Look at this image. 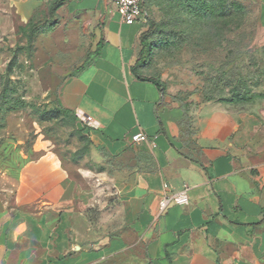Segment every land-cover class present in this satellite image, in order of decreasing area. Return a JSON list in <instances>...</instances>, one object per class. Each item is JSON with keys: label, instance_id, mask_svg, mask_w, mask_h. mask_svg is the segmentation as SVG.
Returning <instances> with one entry per match:
<instances>
[{"label": "crops", "instance_id": "obj_1", "mask_svg": "<svg viewBox=\"0 0 264 264\" xmlns=\"http://www.w3.org/2000/svg\"><path fill=\"white\" fill-rule=\"evenodd\" d=\"M56 1L59 103L96 126L84 161L0 159V264H264V105L192 104L135 68L160 0L133 25L103 0Z\"/></svg>", "mask_w": 264, "mask_h": 264}, {"label": "rangeland", "instance_id": "obj_2", "mask_svg": "<svg viewBox=\"0 0 264 264\" xmlns=\"http://www.w3.org/2000/svg\"><path fill=\"white\" fill-rule=\"evenodd\" d=\"M206 1L207 15L197 17L178 0H160L147 16L148 27L153 21L156 28L148 37L144 74L192 104L251 96L264 105V23L258 6L253 0ZM60 4L0 0V93L9 78L8 94L0 97V159L11 161L13 171L45 153L63 161L89 157L86 127L59 103L53 67L64 54L47 40L57 25L50 8ZM15 52L17 64L8 73ZM80 62L78 56L73 67Z\"/></svg>", "mask_w": 264, "mask_h": 264}, {"label": "built area", "instance_id": "obj_3", "mask_svg": "<svg viewBox=\"0 0 264 264\" xmlns=\"http://www.w3.org/2000/svg\"><path fill=\"white\" fill-rule=\"evenodd\" d=\"M106 3L114 5L117 12L121 17V21L126 25H133L136 23H141L146 15L143 10L144 0H103ZM76 116L80 119L83 124L89 125L90 127H95L96 123L89 116H85L80 112L76 113ZM131 141L133 143H145L148 138L143 133H137L132 136ZM154 146L153 142H150ZM177 205H186L188 203V197L186 193H181L172 196H164L159 204L160 212H163L167 206L171 203Z\"/></svg>", "mask_w": 264, "mask_h": 264}, {"label": "trees", "instance_id": "obj_4", "mask_svg": "<svg viewBox=\"0 0 264 264\" xmlns=\"http://www.w3.org/2000/svg\"><path fill=\"white\" fill-rule=\"evenodd\" d=\"M178 3L188 12L190 13L191 15L193 16H197V17H201V16H206L207 13H208V5H207V1L206 0H178ZM60 6H51L50 8V16L51 18L53 17L54 15V12L59 8ZM57 8V9H56ZM156 28V24L152 21L149 28H148V31L145 32L143 34V48H142V51L140 53V58H139V61L137 63V67H135L136 69L137 68H141V70H143L144 68V62H145V59L146 57L148 56V54L151 52V47H150V43L148 41V37L150 34H152L154 32ZM27 40H30L29 38H27ZM17 53L15 52V54L13 55L12 57V60L10 61L9 65H8V69H7V72H11L12 68L17 64ZM136 71V70H135ZM147 76V75H146ZM149 78L148 79H152V80H156L155 78H152L150 76H148ZM147 78V77H145ZM9 79V78H8ZM8 79H7V82L4 84L3 88H2V91L0 93V97L1 98H5L8 94V91H9V82H8ZM158 85L159 86H163V84L161 82H159L158 80H156ZM252 100V97H245V98H232L226 102H234V101H245V102H249ZM63 111L65 113H68L69 115H74L73 112L69 111V110H66L63 108Z\"/></svg>", "mask_w": 264, "mask_h": 264}]
</instances>
